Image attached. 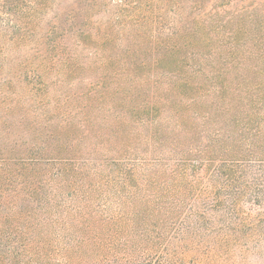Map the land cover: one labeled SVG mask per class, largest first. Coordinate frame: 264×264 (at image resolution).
Returning <instances> with one entry per match:
<instances>
[{"label":"rangeland","instance_id":"rangeland-1","mask_svg":"<svg viewBox=\"0 0 264 264\" xmlns=\"http://www.w3.org/2000/svg\"><path fill=\"white\" fill-rule=\"evenodd\" d=\"M122 2L52 0L22 39L0 37V213L28 191L32 172L16 177L15 165L151 168L206 145L191 140L205 118L248 141L264 132V0ZM212 165L156 264H264V226L227 224L211 207L232 194Z\"/></svg>","mask_w":264,"mask_h":264},{"label":"trees","instance_id":"trees-1","mask_svg":"<svg viewBox=\"0 0 264 264\" xmlns=\"http://www.w3.org/2000/svg\"><path fill=\"white\" fill-rule=\"evenodd\" d=\"M51 2L0 0V37H23L30 26H38ZM211 119L196 124L197 139H191L206 145L190 144L174 151L173 162L151 168L119 161L104 170H86L73 160L15 165L20 167L13 170L15 176L32 172L31 181L26 195L18 194L11 209L0 213V264H156L158 250L181 223L196 190V176L210 180L214 163L220 164L223 186L232 190L225 202L208 200L223 212L219 218L243 228L253 226L251 221L264 226V132L255 131L248 141L245 131L234 134L236 125L209 127H216ZM35 167H51L56 174L41 180ZM45 187L49 191L39 197ZM199 216L203 220L205 213Z\"/></svg>","mask_w":264,"mask_h":264}]
</instances>
